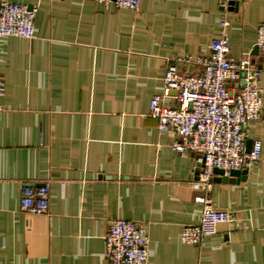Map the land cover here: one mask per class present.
<instances>
[{"label":"crops","instance_id":"0c3cea01","mask_svg":"<svg viewBox=\"0 0 264 264\" xmlns=\"http://www.w3.org/2000/svg\"><path fill=\"white\" fill-rule=\"evenodd\" d=\"M5 1L35 10V33L0 39V264H108L114 219L144 226L148 264H264V110L246 129V145L262 143L259 161L244 180L212 182L206 193L236 222L219 224L203 247L180 241L183 227L199 222L200 157L174 153L178 138L149 115L167 65L209 56L223 16L230 55L261 70L264 100V53L253 54L264 0H238L227 13L218 0H141L135 11L91 0ZM44 181L49 212L30 215L20 186Z\"/></svg>","mask_w":264,"mask_h":264},{"label":"built area","instance_id":"2783aa9c","mask_svg":"<svg viewBox=\"0 0 264 264\" xmlns=\"http://www.w3.org/2000/svg\"><path fill=\"white\" fill-rule=\"evenodd\" d=\"M105 5L135 11L141 0H91ZM238 0H218L227 13L230 3ZM220 36L209 45L207 57H178L164 72L162 92L149 102V115L158 121L161 132L171 131L178 141L171 145L174 153H195L200 161L195 165L198 178L195 185L202 192L194 198L200 205L199 222L183 227L180 241L203 247L216 234L219 224L236 222L230 211L213 209L206 193L212 185L214 170L229 177L231 171H241L257 163L262 152L260 140H254L246 152V129L260 119L264 110L263 91L259 80L261 70L249 56L236 59L230 55L227 28L229 20L219 21ZM35 33V10L25 4L0 0V39L17 37L32 39ZM255 47L264 53V23L257 28ZM177 63L193 65L192 73L182 72ZM5 92L0 80V101ZM170 100V104L166 101ZM1 111V104H0ZM20 207L30 215L49 212L50 183H22ZM148 235L144 226L134 221L114 219L105 235V258L108 264H148Z\"/></svg>","mask_w":264,"mask_h":264},{"label":"water","instance_id":"95a60500","mask_svg":"<svg viewBox=\"0 0 264 264\" xmlns=\"http://www.w3.org/2000/svg\"><path fill=\"white\" fill-rule=\"evenodd\" d=\"M236 5H237V3H232L231 2L230 3V9L235 8ZM257 53H258L257 48L254 47V53L253 54L255 55ZM250 147L251 146L246 145V152L247 153L250 151ZM214 174H215V176L213 177L212 182H215V183L216 182L233 183L235 180H237V181L244 180V176L246 174V171L245 170H241V171H238V170L231 171L230 174H229V177H223L222 176V174H223L222 171L215 169L214 170ZM195 176H196L195 179L197 180V178H198L197 177L198 176V170L195 171Z\"/></svg>","mask_w":264,"mask_h":264}]
</instances>
